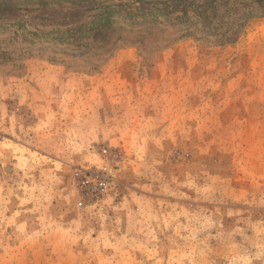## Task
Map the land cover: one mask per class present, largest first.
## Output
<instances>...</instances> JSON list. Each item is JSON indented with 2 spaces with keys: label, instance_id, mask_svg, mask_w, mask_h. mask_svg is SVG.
Masks as SVG:
<instances>
[{
  "label": "rangeland",
  "instance_id": "1",
  "mask_svg": "<svg viewBox=\"0 0 264 264\" xmlns=\"http://www.w3.org/2000/svg\"><path fill=\"white\" fill-rule=\"evenodd\" d=\"M44 1L0 0V264H264V0L226 41Z\"/></svg>",
  "mask_w": 264,
  "mask_h": 264
},
{
  "label": "trees",
  "instance_id": "2",
  "mask_svg": "<svg viewBox=\"0 0 264 264\" xmlns=\"http://www.w3.org/2000/svg\"><path fill=\"white\" fill-rule=\"evenodd\" d=\"M41 5H48V1L39 0ZM66 5L74 6V8L82 9V11H89L93 9L88 0H61ZM138 5L128 4L125 9L111 8L109 5H103L100 9L98 15L99 23L103 21L110 25L112 22V17L116 19L118 17L134 24L136 26H149L153 24H164L170 25L173 21L178 25H191L192 29L196 31L197 36H206L211 33L215 24L219 23L220 32L219 38L221 40H231L238 33V28L245 24L247 21L253 18H257L256 13L241 12L233 18L230 19H220L216 18L217 11L219 9V0H165V1H149L142 2L140 0H135ZM261 9L264 14V3L261 5ZM75 10V9H74ZM68 13L64 11L63 13ZM114 12V13H113ZM186 35H191L192 33L186 29ZM238 30V31H237Z\"/></svg>",
  "mask_w": 264,
  "mask_h": 264
}]
</instances>
